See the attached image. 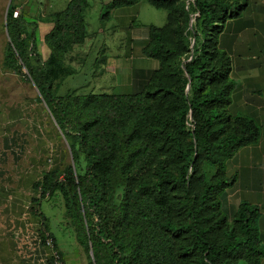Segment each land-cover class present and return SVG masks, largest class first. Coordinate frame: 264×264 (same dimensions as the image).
<instances>
[{"label": "trees", "instance_id": "16d2710c", "mask_svg": "<svg viewBox=\"0 0 264 264\" xmlns=\"http://www.w3.org/2000/svg\"><path fill=\"white\" fill-rule=\"evenodd\" d=\"M148 1L167 20L149 27L143 51L158 67L133 93L58 94L78 72L66 59L88 36V0L51 14L47 59L37 22L14 16L16 5L7 10L4 65L36 85L76 165L48 169L34 183L29 207L42 243L54 236L41 200L61 196L88 264H262L260 208L244 201L229 218L221 200L236 179L227 159L260 135L254 119L229 109L232 59L220 45L226 21L247 2ZM134 2L111 0L102 20ZM48 262L55 264L52 254Z\"/></svg>", "mask_w": 264, "mask_h": 264}, {"label": "rangeland", "instance_id": "374dc122", "mask_svg": "<svg viewBox=\"0 0 264 264\" xmlns=\"http://www.w3.org/2000/svg\"><path fill=\"white\" fill-rule=\"evenodd\" d=\"M110 1L88 0L90 7L85 19L88 33L92 34L93 48L87 46L85 49L81 46L68 53L67 62L76 67L78 72L67 76L59 84L58 94L87 93L93 89L97 92H112L111 89L93 88V84L101 80V67L108 56L120 51L121 30L101 18V14L108 10L106 6ZM68 2L69 0H0V185L9 191L5 193L7 196L13 194L28 204L36 195L34 182L42 173L52 168H58L62 172L68 165H76L68 142L49 107L40 97L36 85L29 77L21 76L4 65L9 42L6 15L12 4L17 6L16 9L24 14L26 20L37 22L38 48L43 58L47 59L50 48L46 44L45 35L53 26L51 14L66 8ZM142 2L145 6L142 18L155 22L161 20L160 25L165 24V9L154 7L148 0ZM83 161L81 158L78 167L83 166ZM39 207L54 236L56 248L61 252L63 263L88 264V256L78 242L66 214L64 199L61 196H46ZM2 208L3 204L0 202V212ZM33 224H29V229L20 235L17 244L20 249L35 247L33 236L38 233Z\"/></svg>", "mask_w": 264, "mask_h": 264}, {"label": "crops", "instance_id": "0c3cea01", "mask_svg": "<svg viewBox=\"0 0 264 264\" xmlns=\"http://www.w3.org/2000/svg\"><path fill=\"white\" fill-rule=\"evenodd\" d=\"M246 2L240 16L226 21L220 34V45L228 50L232 59L234 87L229 109L232 114L254 119L260 127V135L257 140L239 147L227 159V170L236 179L225 189L221 200L222 209L229 218L244 201L257 205L260 208L259 233L264 242V0ZM144 7L142 0H135L114 8L110 18L105 20L121 30L120 51L108 56L101 67V80L94 83L93 88L111 89L115 93L137 92L158 67V61L146 56L143 50L149 41L150 25L161 26V20L155 22L142 18ZM87 46L93 48L91 33L74 49H87ZM104 46L108 47L105 43ZM5 193L9 191L0 185V202L3 204L0 212V264H49L51 250L42 243L38 232L39 218L30 209V203ZM31 223L38 233L33 236L35 247L20 249L18 239Z\"/></svg>", "mask_w": 264, "mask_h": 264}, {"label": "built area", "instance_id": "2783aa9c", "mask_svg": "<svg viewBox=\"0 0 264 264\" xmlns=\"http://www.w3.org/2000/svg\"><path fill=\"white\" fill-rule=\"evenodd\" d=\"M19 13L18 10H15L14 16H17ZM46 246L51 250V254L54 257L55 264H64L60 255L59 250L56 248L54 239L51 236H47L45 239Z\"/></svg>", "mask_w": 264, "mask_h": 264}, {"label": "water", "instance_id": "95a60500", "mask_svg": "<svg viewBox=\"0 0 264 264\" xmlns=\"http://www.w3.org/2000/svg\"><path fill=\"white\" fill-rule=\"evenodd\" d=\"M91 254L93 255V252L91 251Z\"/></svg>", "mask_w": 264, "mask_h": 264}]
</instances>
